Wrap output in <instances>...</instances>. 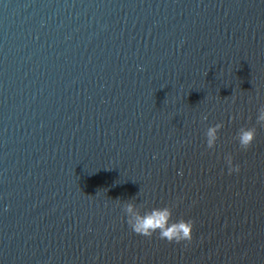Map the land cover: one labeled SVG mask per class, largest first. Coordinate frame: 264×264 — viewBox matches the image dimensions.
I'll return each mask as SVG.
<instances>
[{
	"label": "water",
	"instance_id": "obj_1",
	"mask_svg": "<svg viewBox=\"0 0 264 264\" xmlns=\"http://www.w3.org/2000/svg\"><path fill=\"white\" fill-rule=\"evenodd\" d=\"M261 104L264 0H0V264H264Z\"/></svg>",
	"mask_w": 264,
	"mask_h": 264
},
{
	"label": "clouds",
	"instance_id": "obj_2",
	"mask_svg": "<svg viewBox=\"0 0 264 264\" xmlns=\"http://www.w3.org/2000/svg\"><path fill=\"white\" fill-rule=\"evenodd\" d=\"M259 95V93H257ZM201 120H207V115L201 116ZM257 126L264 128V104L257 109L255 123L251 127H241L237 130L235 139L242 150H248L256 138ZM223 127L222 122L209 125L204 132L205 146L214 150L219 139V131ZM227 173H239V163H234L231 153L224 156ZM117 201H121L117 199ZM122 212L126 218L128 227L137 235L151 238L154 234L169 243H191L193 221L191 219L174 220L172 209L169 206L145 208L144 203L137 204L133 197L120 203ZM143 209V211H142Z\"/></svg>",
	"mask_w": 264,
	"mask_h": 264
}]
</instances>
